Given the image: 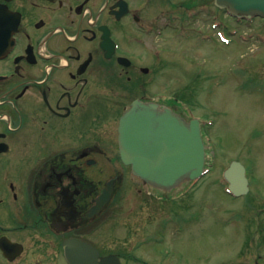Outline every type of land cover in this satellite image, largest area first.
<instances>
[{"label": "flooded vegetation", "instance_id": "af4514ba", "mask_svg": "<svg viewBox=\"0 0 264 264\" xmlns=\"http://www.w3.org/2000/svg\"><path fill=\"white\" fill-rule=\"evenodd\" d=\"M222 13L234 28L250 24L215 0H0V264H70L66 241L72 258L152 264L133 252L161 241L158 231L130 227L172 232L179 217L161 202L189 183L164 191L137 178L121 118L136 99L172 107L173 88L156 90L171 68L165 44L189 31L203 42Z\"/></svg>", "mask_w": 264, "mask_h": 264}, {"label": "rangeland", "instance_id": "374dc122", "mask_svg": "<svg viewBox=\"0 0 264 264\" xmlns=\"http://www.w3.org/2000/svg\"><path fill=\"white\" fill-rule=\"evenodd\" d=\"M209 22L205 21L206 26ZM262 23L257 19L240 27L249 40L236 38L229 46L214 37L216 30L206 28L199 34L204 39L209 37L208 41L197 42L189 31L177 40L180 43L165 44L170 50L171 68L162 70L156 90L173 88V101L176 92L202 122L212 124L204 130L210 136L206 138L210 166L193 188L161 202L162 208L177 214L181 230L179 225L172 232L161 227H130L129 233L134 229L141 235L158 231L161 238L133 255L149 262L161 257L159 262L165 264L174 263L176 258L178 264H252L257 259L264 264V42L256 37L264 33ZM228 28L236 30L221 15L218 30L230 36ZM165 79L172 86L165 84ZM179 107L184 110L183 103ZM233 161L247 169L250 191L244 196L234 197L226 189L223 174ZM250 233L251 239L247 238ZM167 247L172 254L162 255Z\"/></svg>", "mask_w": 264, "mask_h": 264}, {"label": "water", "instance_id": "95a60500", "mask_svg": "<svg viewBox=\"0 0 264 264\" xmlns=\"http://www.w3.org/2000/svg\"><path fill=\"white\" fill-rule=\"evenodd\" d=\"M216 4L238 16H264V0H216ZM119 133L124 161L153 187L170 190L204 171L206 150L197 119L186 120L171 108L137 99L122 117ZM224 176L235 195L249 191L241 162H231Z\"/></svg>", "mask_w": 264, "mask_h": 264}]
</instances>
